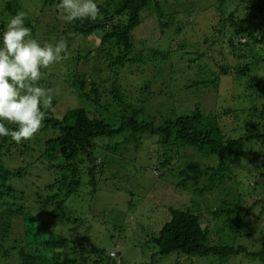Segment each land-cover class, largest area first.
<instances>
[{"label":"trees","instance_id":"16d2710c","mask_svg":"<svg viewBox=\"0 0 264 264\" xmlns=\"http://www.w3.org/2000/svg\"><path fill=\"white\" fill-rule=\"evenodd\" d=\"M22 1L27 0H15L14 5L7 3L9 18L22 12L26 16V26L32 29V36L45 30L48 39L54 40L53 44L58 40L67 44V59L51 65L49 72L56 69L65 73L68 72L67 64L88 61L89 52L80 53L83 58L74 56L72 44L75 40L83 41L99 34L98 46L106 53L103 60L113 69L114 80L121 77L128 63L140 64L138 59H128L127 55L135 47L134 31L142 23L147 10L156 7L159 17H166L160 7L167 6L171 21L176 19L181 8L189 13L201 7L209 8L201 11L204 12L201 21L208 24L210 35L204 45L211 47L214 54L194 51V46L191 48L195 61L189 62L188 68L198 65L195 69L198 78L182 90L206 88L208 90H202L200 98L219 97V106L206 108L204 100L193 99L190 94V105L181 110V105H176L178 97L168 96L169 99L163 101L166 103L163 109L154 112L151 98L144 101L147 106L143 102L139 107L128 101L129 96L136 99L133 95L124 97L121 89L113 85L110 93L123 110L110 117L103 110L102 95L95 79L92 83L86 75L68 79L81 106L67 109L60 115L57 100L52 96V110L46 112L36 135L21 143L10 137H0V264H9L13 259H18L19 264H111L99 248L67 231L69 224L83 222L68 204L72 196H91L84 192V188L92 192L97 190L99 176L105 170L116 168L112 165L122 163L129 167L137 161L133 153H123L124 139L108 144L104 141L103 148H99L101 140L126 132L125 138L134 140L135 150L139 149L144 136L155 137L158 156L151 160H156L167 175L174 173L175 167H171L182 166L178 171L179 185L192 183L195 192L202 195L206 212L210 214L203 223L200 215L204 209L199 202L194 204L195 208L185 210L170 207L169 222L158 235L151 237L159 249L158 255L179 252L191 257H208L203 264H209L211 259L216 264L230 261H235L234 264H264V232L261 231L259 241L249 240L257 233L251 226V212L261 204L255 217L259 220L264 214V180L258 178L264 176V111L261 108L264 106V52L257 51L259 47L264 48V0H216L211 9V0H97L99 13L95 20L71 23L60 18L59 0H42L43 6H37L36 12L31 14L17 6ZM7 21L8 18L0 16V28H4ZM227 25L232 29L230 38H226L224 30ZM196 26L198 24L179 22L176 34L185 30L190 32V28L194 30ZM244 36L245 41H242ZM188 44L182 39L174 46L176 50H183ZM47 71L42 70L39 85L49 80L45 75ZM229 78L234 80L232 87L227 82ZM244 79L249 93L243 97L245 107L238 111L235 102L239 101L233 97V87L242 85ZM90 84L91 94L86 91ZM198 90L192 93L200 92ZM260 102L261 106H258ZM188 149L216 163L206 164L189 158L182 165V158L178 156ZM37 150L39 153L36 154ZM14 155L21 156L23 162L11 167L7 163L8 157ZM23 164H26L25 168L21 167ZM238 166L248 167L249 177L254 180L251 188L258 195L251 201L250 190L240 192L237 187L228 185L236 177L234 173ZM32 171L42 172L44 180L31 178L25 182ZM233 184L240 185L237 181ZM214 191L215 199L204 197L207 192ZM45 219L56 220L53 229L56 227L57 230L61 225L59 231L63 228L66 233L47 235ZM22 222L24 229L20 232ZM214 230L217 237L213 240L211 234ZM38 232H44L45 236L39 239ZM16 233L22 237H17Z\"/></svg>","mask_w":264,"mask_h":264},{"label":"rangeland","instance_id":"374dc122","mask_svg":"<svg viewBox=\"0 0 264 264\" xmlns=\"http://www.w3.org/2000/svg\"><path fill=\"white\" fill-rule=\"evenodd\" d=\"M14 1L0 0V16L2 18L10 19L7 3L10 2L11 5H14ZM210 2L211 9L214 6L213 3L217 2L216 0H211ZM17 6H20L25 13L31 14L36 12L37 6L42 7L43 4L42 0H27L19 2ZM160 8L166 13V17H159L160 12L157 11L156 7L144 13L142 23L134 31L135 47L127 55L128 59H138L140 64L128 63L126 68L122 70V75L118 80H114L113 69H110L109 65L103 60V56L106 53L98 46L101 40L99 34L98 36L95 35L83 41L75 40L72 44V47H74L72 54L74 56L83 58L84 56H81L80 53L86 54L89 52L88 61H79L77 65L67 64L68 72L65 73H59L56 69L51 71L52 67L47 68L48 73L45 75L49 80H44L40 83V86L51 90L52 96L57 100L56 108H59L61 111L60 115L67 109L82 105L79 102L78 94L72 89L71 83L67 81L71 78L75 79V75H86L87 80L89 82L91 81V83L94 82V79L96 80V87L99 88L102 95L101 102L103 104V110L110 117H113L114 112L123 110L119 102L115 101L110 93L113 85L121 89L122 96L126 97L127 94L133 95L136 99H131L129 96L128 98L130 100L128 101L138 106H142L145 100L151 98V106L154 112L163 109L164 105H166L163 101L168 96L172 98L174 96L176 98L178 97L176 105H181L180 107L183 108L181 110H184L190 105L189 102L192 100L188 98L190 94H192L193 99H198L200 98L202 90H208L206 88H202L201 90L199 88H192L186 91L184 89L182 90V87L184 88L187 84H192L198 78L197 72L195 71L198 65L193 66L192 69L188 68V63L195 61L191 48L194 46V51H206L211 55L214 54L211 47L207 48L204 45V40L210 35L208 34L209 31H207L208 24L201 21V15L204 13L201 11H208L209 8L201 7L195 10L194 13L183 11L181 8L176 19H172L171 21V15L167 6L162 5ZM228 10H231V8H228ZM2 13L4 14L1 15ZM168 22H170V25H168ZM179 22L198 24V26L194 30L190 26L189 28L192 29L190 32L185 30L182 34H176ZM187 27L188 24L184 28L186 29ZM224 30L226 32V38H230L232 36V29L229 25ZM33 37L41 43L54 42V40L48 39V34L45 30L38 31ZM182 39L189 42L188 47L183 50H176L174 45ZM241 39L245 41V36ZM226 46L228 47L227 42ZM257 51L264 52V48L259 47ZM113 53L118 54V51H113ZM139 53H141V56ZM153 53L160 55L155 56ZM230 58L232 60L231 56ZM201 61L203 62L204 59L201 58ZM237 64L233 63V65ZM49 69H51L50 72ZM227 82L232 87L234 80L229 78ZM241 82L242 85L239 84L237 88L236 86L233 87V97L239 101L235 102L238 111L245 107L246 102L243 103V97L249 93V90L246 88L247 84L245 83L247 82L245 79ZM196 90L200 92L192 93ZM86 91L90 94L92 93V84L86 88ZM210 93L213 94L212 92ZM93 97L95 96L93 95ZM204 98L200 99L204 100L206 108L216 109L219 106V97L212 96ZM259 99L258 96L257 101ZM144 104L147 106L146 102ZM258 106H261V102ZM261 108L264 111V106ZM126 134L128 133L113 136L111 138L112 140L109 138L101 140L99 142V148H103L104 141L108 144L111 143L110 141L114 142L124 139L123 153H133L132 155L137 158V161H131L132 163L129 167L122 163H116L112 165L116 168L105 170V173L99 176L97 190L92 192L91 190H86V187L84 188V192L90 193L91 196L87 194L84 197L72 196L69 199L68 206L73 210L76 217L83 219V222L73 225L69 224L67 231L70 234L76 233L80 235L88 245L91 244L99 248L103 257L111 260V264H203L208 261V257H191L179 252H172L167 255L157 254L159 249L154 245L151 237L156 234L158 235L165 224L169 222L171 218V213L169 212L170 207L185 210L195 208L194 204L199 202L204 209L200 215L203 223L210 214L206 212L205 205L202 202V195L195 192L192 183L179 185L181 178L178 171H180L179 169L182 166L178 167V165H175L171 167H175L174 173L169 172L167 175L165 170L158 167L156 160H151L153 158L156 159L158 156L156 153L157 150H155L157 148L155 137L144 136L139 145V149L135 150L134 140L126 139ZM35 153H39L38 150ZM178 158H182V165L189 158L206 164L214 165L216 163L210 158L204 157L189 149L185 153L180 154ZM97 161H100V158ZM260 161L262 163V160ZM21 162H23L22 157L14 155L8 157L7 163L9 166L15 167L16 164ZM24 165L26 164L21 165V167H24ZM158 168L160 171H157ZM235 169L234 174L236 177L233 178V181L228 182V185L237 187V191L240 192L252 191L251 193L249 191V195H251L249 197L250 201L253 197L256 198L258 193L253 192L254 190L251 188L254 186V180L251 176L249 177V168L246 166H238ZM41 174L43 173L40 171H32V173L26 176L25 182L31 178L43 181L44 178H41ZM129 177L133 179H129ZM258 178L264 180L263 175H259ZM234 181L239 182L240 185L233 184ZM18 182H21V180ZM202 183H205V181L203 180ZM117 187H120V189ZM215 192H207L204 197L207 199H211V197L215 199L216 196L213 194ZM260 208L261 204L256 206L254 211L251 212V226L257 233L252 234L249 240L260 238L261 231L264 232V214L261 215V219L259 220L255 217L260 212ZM56 222L54 219H45L46 230H49L47 232L44 229L47 235L57 236L59 233H66L63 228L59 231L61 225L57 227V230L56 227L53 229L52 225ZM56 225H59V223ZM20 227L19 231L23 232L21 231L24 229L23 222ZM45 233L38 232L37 237L41 239L42 236H45ZM16 236L22 237L19 233H16ZM211 236L213 240L217 237L215 230ZM110 255L116 258H112ZM234 263L235 261H230L228 264ZM9 264H19V261L18 259H13ZM209 264H216L215 260L211 259Z\"/></svg>","mask_w":264,"mask_h":264},{"label":"clouds","instance_id":"9594fccd","mask_svg":"<svg viewBox=\"0 0 264 264\" xmlns=\"http://www.w3.org/2000/svg\"><path fill=\"white\" fill-rule=\"evenodd\" d=\"M57 8L66 23L95 20L99 13L97 0H59ZM25 19L17 13L0 28V137L16 143L36 135L52 110L51 90L39 85L42 70L68 57L63 40L39 42Z\"/></svg>","mask_w":264,"mask_h":264}]
</instances>
